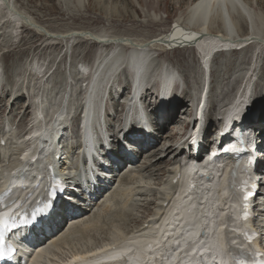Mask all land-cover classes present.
Listing matches in <instances>:
<instances>
[{
    "label": "rangeland",
    "instance_id": "obj_1",
    "mask_svg": "<svg viewBox=\"0 0 264 264\" xmlns=\"http://www.w3.org/2000/svg\"><path fill=\"white\" fill-rule=\"evenodd\" d=\"M9 1L14 10L23 14L21 16L14 11L18 15L14 16L27 21L33 20L35 22L36 20L38 25L40 24V29L45 32H43L44 35H38L35 31L39 32L40 30H29L28 28L21 26L23 21L21 20L22 23L19 20L17 21L13 16H10L11 14H14L13 12L9 11V14L6 8L3 5H0V97L4 93L13 90L14 86L16 89L23 87L25 90L24 104H27L28 102L34 104L33 101L37 100H33V94H37L41 91V100H38L37 102L43 100V103H41L45 106L44 111H42L45 121H48L56 110L59 109V112H61L63 107H67L62 122V124L67 127L63 138V145H65L67 149H71V147L72 149H75L79 144V140L77 137L76 126L77 115L74 112L79 102L80 91L82 90V82L79 80V69L80 67H85L86 65L91 64V61L96 54L105 55L111 50H116L117 46L116 44H110L107 46L108 44L86 41L85 39L82 40L79 38L71 39L66 43L68 40H59V37H61L66 31L70 30L74 32L85 31L88 35L91 34L93 36V33L102 37L106 35L107 40H111L113 43H117L116 40L122 39V41H125L123 43H129L132 45L131 47H136L138 42L143 41L146 43L142 46L148 45V47H150L151 43L154 44V41H157L159 38L158 36L164 34L167 35V33L174 27H178L177 24L185 26L184 23L187 22L186 12L189 10V7H191L190 5L196 0ZM242 2L250 8L251 14L255 17H253L255 19L254 24L256 22L255 27L258 34L264 39V0H242ZM26 16L28 17L26 18ZM237 20L239 22L243 20L237 27L240 31H238V34L240 35L241 33L246 35L248 33L246 21L243 18ZM219 22L220 21L216 20L212 25L216 27L219 25ZM13 23H16L14 24L15 26L12 25ZM17 23L21 24L19 25ZM258 27L261 28V33L259 32ZM208 31L210 32L209 27ZM208 31L206 32L209 33ZM249 33H253V31L249 30ZM47 35L54 37L53 40H51L50 37H47ZM61 41H64V43H61ZM119 49L121 52L126 50L123 46ZM160 50L161 49H155L154 47V50L150 54L154 63L161 64L165 62L166 64L171 65L178 71L186 87H194V89L191 90L194 94L201 81V72L199 71L200 59L197 51L186 47L176 48L171 51L164 50L166 51L165 53H161L162 51ZM132 51L133 50H131V52ZM157 53H159L160 56H155ZM210 64L211 92L209 104L212 101V108H215L216 103L214 101H217L218 99L217 105H220L219 102H221V95L225 96L223 101V104H225L226 101L231 98L238 86L244 87L246 90V88H248L247 86L250 84V79L253 76L255 79L254 85H256L253 87V92L256 94L261 87L260 92L262 94L256 99L253 97L249 113L259 112L262 117L264 116V46L257 49L256 44H252L251 47L243 51H230L220 55L216 54L213 56L212 63ZM35 70L39 72H36ZM46 73V77L40 79L42 78V74ZM121 74L118 77L121 78ZM117 81L118 78L111 82L114 83V89L116 88L115 85H119L117 84L119 81ZM119 87L122 88L123 85H119ZM55 91L57 93H54ZM75 96L76 98H73ZM218 96L221 97L218 98ZM108 99L109 95L107 100H105V106L110 110V104L111 107H113L116 103L115 101L111 102ZM181 99L182 97L180 99L178 98V100ZM189 99L190 97L188 96L186 101ZM257 99L258 102L256 103ZM20 103L21 102H14L13 96L8 99L5 98V100L1 102L5 107L0 113V139L1 137L4 138L3 136L6 135L4 140L5 143L8 142V146L7 148H5V145L2 146L3 150L0 151V175L5 174L6 171H8L9 164L12 161H16V154L18 153L17 148L20 147L21 144L17 141L18 137L25 133L26 129L32 127L31 125H19L18 118L21 116H18V118L15 119L14 116L17 115L16 111L20 106ZM59 105H61V108H59ZM116 106V113H120L122 108L121 102H118V105ZM35 107V104L31 107L29 111L31 114L30 116L35 115ZM150 107L151 106L146 107L147 114ZM69 108L72 110L70 114ZM105 110L104 122L105 125L107 124V129H109L108 124L112 122L116 123L114 127V130H116L118 119L115 118L114 113L109 112V110L107 111L106 108ZM181 113L182 112H180V116ZM13 118L14 120H11ZM158 119V121H162L160 117H158ZM182 128L183 127H181V130ZM258 128L261 127L258 126ZM107 131L108 133L113 134V131ZM166 132L167 131L163 132V136L166 135ZM8 138L11 140L9 141ZM169 141L173 143L170 139L167 140V143H169ZM121 144L124 147L126 145L123 143ZM162 146L165 147V145ZM146 157L147 155L142 157L141 160H138L140 158L138 157V161H136L134 165L128 162H126L125 165L132 164L131 171H134V174H140V166L147 161ZM135 170L137 171L135 172ZM126 174H129V172ZM138 180L140 182V177L137 178V182ZM147 181L148 180H144L143 182ZM148 183H152V181H148ZM138 184L139 183H136L137 186ZM114 186L115 189L117 184ZM149 194L150 193L142 199H147L148 197L149 199L145 201H150L152 199V194ZM105 200V198L101 201L96 200L97 203L90 212V216L93 213L100 212L99 210L102 209ZM154 200L155 199H152L151 201ZM125 201H129L128 205L122 207V204H124ZM116 204L118 207L112 209L111 212L104 214L101 222L95 227L98 229L100 226L98 231H95L96 233L94 232V230H96L94 228L93 230H88L89 233H78L74 235L73 239H71L72 241L70 240L68 242L69 246L64 247V249L61 250L62 254L59 253L60 256L66 257L70 255L71 251L69 250H72L73 252L75 250L84 251L94 248L96 245L102 244L105 240L113 239L111 236H115L116 238L121 237V235L123 236L133 229L136 224L140 222L142 217L144 218L152 213L151 211L156 212L157 210L156 205H151L148 209L142 210L143 207L141 208V205H143V202H140L139 197L135 198L131 195L123 197L118 200ZM121 210H123V212ZM116 212L117 215H115ZM148 218L151 219V217ZM91 231L94 233H91ZM85 236L87 238H84ZM51 256L52 255L49 257Z\"/></svg>",
    "mask_w": 264,
    "mask_h": 264
},
{
    "label": "bare ground",
    "instance_id": "obj_2",
    "mask_svg": "<svg viewBox=\"0 0 264 264\" xmlns=\"http://www.w3.org/2000/svg\"><path fill=\"white\" fill-rule=\"evenodd\" d=\"M0 5H3L6 8L8 13H9V11L13 12L14 14H11L10 16H13L17 21L22 20V19L16 17L18 15L15 12L19 13L21 16L23 14L17 10H14L13 6L11 5L9 0H0ZM190 6L191 7H189V10H187V12H186L187 13L186 14L187 22L185 21L186 22V23H184L185 26H183L181 24H177L178 27H174L171 31H169L167 33V35L164 34V35L158 36L159 38L157 39V41H154L155 42L154 44L151 43L150 47H148V45L142 46L146 42H143V41L138 42L136 47L133 49L132 52H130L129 55L120 54V58H118V59L116 57H113L110 60H107L108 55H106L104 57H99L97 62H96V67H95V70L93 72L94 74H92V77L93 76H96V78L101 77L103 75L101 72L107 66L110 65V62H111V66H115L112 69V71L113 72L119 71L123 61L127 60L128 63H134L135 65H137L136 66L137 68L135 69V71L140 70L141 78L137 79V86L139 87L140 91H143L145 89V87L150 82L158 81L160 79V73H156L155 75H152L151 72L154 70L162 72L161 70L163 69L162 67H160V68L157 67L156 69L151 70L150 66H151V64L154 63V60L150 54L154 50V47H155V49H158V48L161 49L160 50V51H162L161 53H163V52L165 53L166 51H164V50H174L176 48H184V47L195 49L197 51L198 56L202 60L204 72L207 69L205 72V73H207L208 72V66L211 63V59H212L215 51L219 48V46H224L227 50H230L231 48L238 47V48H242L241 51L251 47L252 44H256L257 49H259V47L262 48V46H264V39L262 37H260L258 34V31L255 27L256 22L254 24V21H255L254 18L255 17L251 14L250 8L246 4H243L242 0H196ZM14 15H16V16H14ZM27 17L28 16H26V18ZM242 18L246 21V24L248 26V33L246 35L240 33V35H241L240 36L238 34L239 29H237V27L240 24V22H242L243 20L239 22L237 19L241 20ZM28 19H30V18H28ZM216 20H218L220 22H219V25L215 27L212 25V23H214ZM22 21H23L22 24L24 27L28 28L29 30L32 29L34 31L38 29L41 32L40 31L39 32L35 31V32H37L38 35H44L43 32H45V31L40 29L41 28V27H39L40 24L38 25L36 20H35V22L33 20H32L33 22L31 20L30 21L22 20ZM228 21H230V25L227 24ZM2 22H3V20H2ZM14 22H15V20H14ZM14 24H16V23H13L12 25H14ZM17 24L20 25L21 23H17ZM243 24H244V22H243ZM208 27H209L210 32L208 31ZM12 29H14V28H12ZM194 29H196V30H194ZM249 30L253 31V33H249ZM258 30L261 33V28L258 27ZM206 31H208L209 33H207ZM93 34H94V36L91 34H89L90 35L89 36L87 34V32H85V31H75L74 32V31L70 30V31H66L61 37H59V40H65V41L68 40L66 42V43H68L69 40H71V39L79 38L82 40L85 39L86 41H94L96 43L98 42L101 44H111L110 42L106 41L107 40L106 35H104V37L106 38V40H105L104 37H102L98 34H95V33H93ZM237 36H239V39L237 38ZM47 37H50L51 40H53V38H54V37L48 36V35H47ZM61 43H64V41H61ZM176 45H181V46H176ZM231 51L234 52L237 50H231ZM228 52H230V51H228ZM80 68H82V67H80ZM83 69H85V68H83ZM168 71L169 70L166 69V74L164 77L165 83L167 84L168 88L165 91H164V88H161V94L159 96H157V98L159 100V105H157V107H155L152 110L153 113L150 114L151 120L154 122L156 121V125H154L155 126V131H154L155 134H153V136H145L143 141L138 140V141H134V142L131 141V139L129 138V136L127 134L125 135V137H127L126 138L127 141H130L131 143H133V145L140 146L145 142L142 145V149L145 151H143L142 149L140 151V149H139V154H137V156H135V155L130 156L128 153H126L124 151V148H121V146L116 145L117 142L112 141L113 145H114L113 149L116 150V152H119L118 154L123 158L124 162L128 161V163H131L129 161H133V165H134V162L136 161L137 157H140L138 160H141L142 157H145L147 155V157H146L147 161L142 163L140 166V174L139 173L134 174V171H130V173L127 176L117 175V177L119 179L117 177L114 178V176L116 174H112L113 175V176L111 175L112 180L109 181V183H106V180H104V178L102 177L103 175H101V179L94 178V181L98 182L100 187H99L98 191H96L94 194H92V197L98 198V200H101L102 198L107 197V198H105L106 200L103 203L104 205L102 204L103 205L102 209L99 210L100 212L93 213L90 216L91 209L90 210L86 209L88 211L78 214V216L76 218H74L72 220V222H70L69 226L66 229V225H67L66 216H65L64 211L60 207V209L62 210V213L58 214L57 218L60 217L61 221L58 223V222H56V220H54L53 226L49 227L51 229V231L54 232L57 230V232L54 235H52L49 239L39 240L37 242L38 245H36V248L34 250V251H36V255L32 258L30 264H42V262H46L47 264H70L71 262L69 260H71V259H74L75 261H77L79 259V261H78L79 263L81 261H83L85 258L84 257L81 258V256H80V254L83 251H79V250L76 251L75 250L72 252V250H69V251H71L70 252L71 254L66 256V257H61L59 253H61V250H63L64 247L69 246L68 242L71 239H73L74 235H76L78 233H89L88 230H93L101 222L104 214L111 212L112 209H116L118 207V205L116 204L118 202V200L122 199L125 196L131 195L132 197H135V198L139 197L140 202H143V205H141V208L143 207L142 210L148 209V207L151 205H153V206L156 205L157 210H156V212L151 211L152 213H150L149 215H147L144 218L142 217V219H140V222L138 224H136V226L133 229L128 231L127 234L122 233L124 235L123 236L121 235V237H118V238H116L115 236H111V238H116V239L112 240V241H115V246H116L115 249L116 250H113V251L111 250L106 256L105 255L99 256L96 259H88L87 258V259H85L86 262L84 264H94V263L102 261V260L111 262L114 260H119V259L123 258V256H126L129 259V263H131L132 260H134V258H135L134 254H135V256L138 255L137 258H139L140 260L138 259V261H137L138 263L136 262L133 264H155V262H156L155 259H157L158 257H161V255L166 253V252H171L173 245H175L176 243L185 244V243H188L189 241L192 242L195 240V238L190 234V232H188L187 230H184V227L186 226L184 224V222L187 224V221L191 220V218L189 216L193 215V212H189V214L187 213V211L190 210V208L196 207L198 213L202 214L209 205V207L207 209H209L210 212L213 213V212L217 211L215 208V205L213 203L212 193H214V190H216V189L221 190V179L218 177L220 174L219 170H217L215 167H213V169L210 170V173L215 175V178L213 180H211L210 182H208L204 178H200L197 175V173H194L195 169L193 167L186 168L185 165H180V163L178 162L180 160V158H182V155H183L182 152L184 150V149H181V147H178V145H177V143L179 141V137H180V132H182L181 127H183L182 117L188 116L185 112L182 113V115L180 116V112L182 111V108L179 106V104L181 105V104H184L185 102H187L188 100L186 101V99L188 96L191 99L189 91L193 90L194 87L193 86L192 87L191 86L186 87V90L183 92L182 99L176 100V98L174 97L175 98V100H174L172 98L171 89H172L173 84L175 85V83L181 77H179L177 72L171 71V72L167 73ZM46 75H47V73L42 74V78H40V79L45 78ZM252 78H253V76H252ZM252 78H251L250 82L252 81ZM202 81H203V78H202ZM254 81H255V79H253V82L251 85L249 84L250 86H252L251 96L255 95L256 98H259L262 94L260 92L261 87L257 91V93H256L257 95L254 94L253 87L256 86V85H254L255 84ZM83 84H84V82L81 83V86H83ZM201 84H202V82H201ZM113 87L114 86H112L110 88V90H112V91L109 93V99L108 100L111 102L115 101L116 105H118V102H120V100H122V98L125 94H130V93H128V92H130L129 91L130 87H129V84H124L122 88H120L119 85L115 89ZM247 87L249 88V86H247ZM151 90H153L152 87H150L149 90H146V94L149 93ZM24 92H25V90L23 87L16 89V87L14 86L13 90H11L10 92L4 93L0 97V104H1V102H3L5 100V98L8 99L9 97H12V96H13L14 102H16V103L21 102L20 106L18 107V109L16 111L17 115L14 116L15 119H17L18 116H21L20 118H18V123L21 126L26 125V124H30V122L33 120L32 117L30 116L31 114L29 111L34 104L36 106L35 107L36 113L34 116L37 119L41 118V116L43 114V112L41 110L45 109V106L42 104L43 100L41 101L42 103L40 101L37 102L38 100H41V96H40L41 91L37 94H35V93L33 94V100H37V101H33L34 104H32L30 102H28L27 104H24V101H25L24 100ZM54 93H57V92L55 91ZM89 93H91V92H89ZM184 93H185V95H184ZM221 96H218V98L221 97V101L223 102L225 99V96H223V95H221ZM255 96H254V98H255ZM93 99H94V96L92 97V101H93ZM218 100L214 101L216 103L215 108L211 107V103H212V101H211V103L209 104L210 110H215L217 108ZM63 102H64V99H63ZM237 102L239 103L240 101H237ZM90 104H91V101L90 102L88 101L87 105L89 106ZM116 105L114 104L113 107L109 110V112L114 113L115 117H119L122 121L123 111L121 110L120 113H116V110H117ZM128 105L130 107H134V104L130 103ZM149 105H151V103ZM110 106H111V104H110ZM4 107L5 106H3L2 104L0 105V113L4 110ZM59 108H61V105H59ZM63 108H65V107H63ZM58 110H56V111H58ZM56 111L53 112L49 121H47V120L41 121L38 129H36L34 131L35 135H37L39 137V139L44 138L45 135L48 138H51L53 133L55 135H57L58 128H50V130H48V128H47L48 125L50 124L53 116L58 113ZM131 115L140 117V115L137 112L132 113ZM145 115H146V111H145ZM156 116H157V119H156ZM158 117H160L162 119V121H158L159 120ZM244 117L246 120L252 121V124L250 125V127L252 129L253 128L258 129V126L261 127L258 130L261 133V135L259 134V137L262 136V138H263V141L260 144V146L263 149L264 148V116L262 117L259 112H255V113L247 112V114H245ZM11 120H14V118ZM141 121H144L143 117H141ZM32 129H33V127H31L30 129H26L24 136H26L28 134V132H32ZM59 129H62V128H59ZM164 131H167L165 136H163ZM22 135L23 134H21V136ZM4 138H6V135H4ZM62 138H64V137L62 136ZM168 139L172 140L173 143L171 141H169V143H167ZM8 140L10 141L11 139L8 138ZM10 143H12V142H10ZM18 143H21L20 147L17 148L18 152L23 153L25 151V156L23 157V160L25 161V165L24 164L21 165L20 163L18 164L16 161H12L9 164L8 171H6V173L2 176V180L3 179L7 180V177L9 180H12L14 178H19V177H26V173L24 172V170H29L31 173L33 172L34 180H35L38 178L39 174L40 175L43 174V172H41V169H40L41 161L39 160L36 163L31 164L29 162V158L31 156L30 153H32V156H33L35 154L33 152H35L36 150L42 151V148H40L39 144L36 143L33 145L32 149L27 150L26 147L22 146L23 138H19ZM146 144H147V146H146ZM162 145H165V147H163ZM7 146H8V142H6L5 148H7ZM1 150H3V147L0 146V151ZM71 153H74V149H72ZM148 153H149V155H148ZM17 154H16V156L18 158ZM41 157L42 156L40 153L39 159ZM17 158H16V160H17ZM259 168L261 170V173H263V175H264V163H261L259 165ZM13 169H16V171L18 170L19 174L17 176H15L14 178H10L11 177L10 175H12L11 172ZM64 169H66V168H64ZM137 170H135V172ZM22 171H23V173H22ZM83 173L86 174V172H83ZM106 173H107V175L111 174V172H106ZM177 173H179L181 175V178H180L181 179L180 180L181 185H180V187L178 186L179 191L177 188L178 193H177L176 198L173 200V208L175 211L178 212V215H176V216L169 215L166 219V222H169V225H170L169 227H174L175 223H178V226H176L170 230H165L164 226L162 228H160L161 224L158 222H155V221L159 218V215L163 211L166 212V211H168V210L170 211V209H172L171 207H168V208L162 207V203L164 202V200H163V198H161V196L166 198L167 200L170 198L172 188H173L171 182ZM137 176L140 177V182H139V180L137 182V178H139ZM188 179H194L195 183L199 186V188L196 191H194L193 193L188 194V196L185 197V193H187V192L185 191V188L182 187V183L186 182ZM144 180L152 181V183H148V181L143 182ZM3 183L4 182H1V185ZM136 183H139L138 186L136 185ZM114 184H117V187H116L117 189L115 188L116 190L114 188H113L114 190L112 189ZM261 185L263 187V189H262V191H263L264 190V184L261 183ZM200 187H210L211 191H207V190L203 191ZM148 193L152 194L151 196H152V199H155L154 201H151L152 200L151 198H150L151 199L150 201H145V200L149 199L148 197H147V199L146 198L142 199L143 197L148 196ZM215 193L217 195H219V193H217V192H215ZM158 195H160V196H158ZM202 199L205 200V203H206L205 207L204 208H202V207L198 208L197 204ZM128 202L129 201H125L124 204H122V207H126L128 205ZM225 202L228 203L229 205L232 204V201H230V200H227ZM225 202H221V204H224ZM210 205H212L214 208H211ZM121 211L123 212V210H121ZM194 213H195V211H194ZM115 215H117V212ZM178 216H179V218L183 217V222H182V220L180 221ZM259 216L261 217L263 215L260 214ZM123 217H124V215H123ZM148 217H151V219H150V224L148 225V229L145 232V235L148 236V235L153 234L152 235L153 239H152V242H150L149 246H145V244L147 243L146 239L143 238L142 236H140V238H137L138 235L134 232V230L141 228L145 223H147V221L149 219ZM110 220H112V219H110ZM209 225H211L210 229H214L215 225L213 224L212 221H209ZM104 226H106V225H104ZM99 227H98V229H99ZM259 228L264 230V221L259 226ZM98 229L94 230V232L98 231ZM94 232L91 231V233H94ZM114 233H115V231H114ZM165 235L171 236V239H168L166 242L163 243ZM117 236H119V235H117ZM84 238H87V237L85 236ZM218 239H219L218 235H215V237L214 236L206 237L204 239V243L196 245V246H194V248L192 250H190V254H188V253L176 254V256L173 259V263H169L168 260L165 263L175 264L179 259L181 261V264H198L199 263V256L201 254H203L207 258L206 259L207 264L211 263L210 260L217 259V258L222 260L225 263L232 264L229 261L227 255L223 256L220 253V251H218V247H217ZM107 241H109V240H105L103 242V244H105V242H107ZM191 242H189V243L191 244ZM78 243H79V241H78ZM134 245H139L140 246L139 250L132 251L131 253H129L131 247ZM99 246H102V245L101 244L96 245L94 248L99 247ZM190 248H192V247L190 246ZM167 249H169V250H167ZM91 250H93V248H91ZM216 253H218V254H216ZM50 255H52L51 256L52 258L49 257ZM181 255H183V256L181 257Z\"/></svg>",
    "mask_w": 264,
    "mask_h": 264
},
{
    "label": "snow or ice",
    "instance_id": "obj_3",
    "mask_svg": "<svg viewBox=\"0 0 264 264\" xmlns=\"http://www.w3.org/2000/svg\"><path fill=\"white\" fill-rule=\"evenodd\" d=\"M46 207H47V208H49V207H50V205H46ZM4 215H7V214L5 213ZM6 226H7V225H6Z\"/></svg>",
    "mask_w": 264,
    "mask_h": 264
}]
</instances>
